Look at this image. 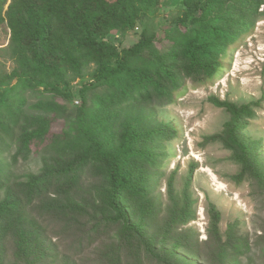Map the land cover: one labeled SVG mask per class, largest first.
I'll list each match as a JSON object with an SVG mask.
<instances>
[{
	"label": "trees",
	"instance_id": "16d2710c",
	"mask_svg": "<svg viewBox=\"0 0 264 264\" xmlns=\"http://www.w3.org/2000/svg\"><path fill=\"white\" fill-rule=\"evenodd\" d=\"M158 4L159 0H0V27L9 30L2 49L14 64L10 73L0 70V157L14 145L13 163L18 157L26 159L32 142H47L43 147L50 153L39 174H28L18 183L11 182L10 165L0 158V264L56 260L45 229L55 226L62 231L81 224L90 244L109 238L97 253V264H194L198 238L191 236V228L184 229L194 211L187 196L174 194L172 178L168 216L156 233L148 232L149 223L160 214V198L153 194L157 172L151 171L161 167L167 157L165 144L178 137V130L156 125L152 114L143 110L119 119L124 109L170 104L186 81L202 85L217 75L229 47L252 26L259 2L182 0L185 11L174 23L177 34L163 53L144 31L137 43L122 50L106 41L113 30H133ZM85 77L92 84L81 92L96 87L104 92L95 96L88 112L84 105L79 107L74 134H51L49 120L25 116L26 91L39 88L61 95ZM209 101L224 109L229 119L219 133L206 136L205 143H219L231 153L240 166L238 182L248 178L264 189L258 144L242 134L252 107ZM47 105L37 102L32 109L48 112ZM86 171L97 182L87 191L82 185ZM207 217L205 243L214 249L213 258L218 264H237L249 252L247 240L235 225L221 234V216L213 205ZM8 239L15 247L12 263L5 260ZM63 262L74 263L68 257Z\"/></svg>",
	"mask_w": 264,
	"mask_h": 264
},
{
	"label": "rangeland",
	"instance_id": "374dc122",
	"mask_svg": "<svg viewBox=\"0 0 264 264\" xmlns=\"http://www.w3.org/2000/svg\"><path fill=\"white\" fill-rule=\"evenodd\" d=\"M258 2L259 7L252 26L229 47L223 69L217 75L202 85L186 81L184 89L174 95L170 104H152L151 108H135L132 112L124 109L119 119L124 120L127 112L134 117L143 110V114H152L151 121L157 123L156 125L169 124L178 130V137L165 144L164 152L167 157L163 158L161 167L151 171L157 172L153 194L160 198V214L155 222L149 223L148 232L156 233L168 216L171 204L168 182L172 178L174 194L180 199L187 196L194 211L193 221L184 227L191 228V236L198 238L193 248L196 257L194 264H218L213 258L214 249L205 243L209 205H213L220 213L221 234H224L228 225H235L239 235L249 244V252L239 257L237 264H264V189L248 178L238 182L235 176L239 173L240 166L232 160L231 153L219 143L204 141L206 136L219 133L222 125L229 119L224 109L216 108L209 98L228 101L238 106L250 104L253 115L247 120L242 134L248 142L258 144L264 164V0ZM184 11L182 0H159L158 6L147 10L133 30H113L106 37V41L122 50L137 43L144 31L147 36L154 37L157 50L166 52L172 45L171 36L177 34L174 23L183 16ZM8 41L9 30L2 25L0 70L6 73H10L14 67L2 49L7 46ZM90 84V77L76 80L61 95L39 88L26 91L23 94L26 100L25 116L29 119L49 120L51 134L60 133L62 130L74 134L79 107L84 105L88 112L93 106L92 100L95 96L104 92L103 87L81 92L84 86ZM37 102L48 104L49 111L32 109ZM49 138L50 135L47 140ZM46 144L47 142H32L27 158L18 157L16 163L12 161L16 151L14 145L1 154L0 158L10 165L8 169L11 182H24L26 175L39 174L44 159L50 154L48 150H44L43 146ZM90 174L86 171L82 177L85 191L97 183L95 179L91 180ZM0 198H3L1 192ZM45 231V236L54 244V254L57 257L56 260L54 257L49 259L47 264H64L65 257L74 262L72 264H97V253L104 244L109 243V238L105 237L90 244L84 237L88 230L82 224L62 231L55 226L48 227ZM14 251L13 240H6L7 263L14 261Z\"/></svg>",
	"mask_w": 264,
	"mask_h": 264
}]
</instances>
